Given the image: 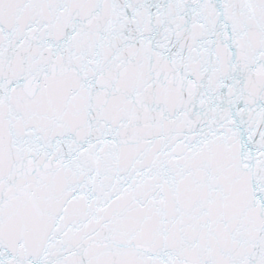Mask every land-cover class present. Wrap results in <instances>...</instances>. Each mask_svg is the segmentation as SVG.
I'll list each match as a JSON object with an SVG mask.
<instances>
[{"label": "snow or ice", "instance_id": "obj_1", "mask_svg": "<svg viewBox=\"0 0 264 264\" xmlns=\"http://www.w3.org/2000/svg\"><path fill=\"white\" fill-rule=\"evenodd\" d=\"M0 264H264V0H0Z\"/></svg>", "mask_w": 264, "mask_h": 264}]
</instances>
